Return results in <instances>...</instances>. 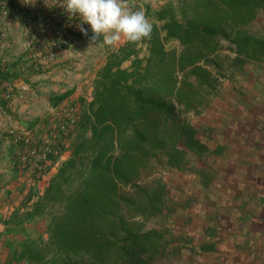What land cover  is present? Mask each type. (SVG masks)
Segmentation results:
<instances>
[{
	"label": "rangeland",
	"instance_id": "rangeland-1",
	"mask_svg": "<svg viewBox=\"0 0 264 264\" xmlns=\"http://www.w3.org/2000/svg\"><path fill=\"white\" fill-rule=\"evenodd\" d=\"M138 2L131 9L144 10L153 30L135 50L142 66L152 56L149 89L173 115L144 108L141 118L119 116L97 142L90 140L91 122L81 118L66 137L69 155L29 207L33 216L22 218L24 239L0 252V264H121L123 222L163 235L148 264H264V61L240 64L223 37L239 29L264 39V2L241 16L231 0ZM169 22L212 25L217 33L187 46L166 36ZM159 44L165 56L157 70L151 50L159 52ZM179 124L193 126L207 151H188L175 167L168 155L180 149ZM99 150L121 177L92 168ZM211 243L212 251L201 249Z\"/></svg>",
	"mask_w": 264,
	"mask_h": 264
},
{
	"label": "crops",
	"instance_id": "crops-1",
	"mask_svg": "<svg viewBox=\"0 0 264 264\" xmlns=\"http://www.w3.org/2000/svg\"><path fill=\"white\" fill-rule=\"evenodd\" d=\"M135 1L140 3L139 0H132L128 4L130 8ZM0 5V8L6 6L8 12L0 16V58L6 61L5 68L12 73L10 81L0 85L1 103L10 108L15 122L30 130L38 140L62 122L63 107L73 110L76 123L70 133L73 129L75 131L81 118L86 119L89 115L95 82L108 55L127 39L122 36L112 45L105 44L103 36L93 40V32L87 23V35L80 29L71 28L68 44L57 50L54 62H43L36 67L34 64L49 35L45 21H40L44 19L42 8L33 4L25 16L20 14L18 3L0 0ZM12 71L16 72L13 74ZM22 85L28 89L21 91ZM21 95L23 98L20 100ZM69 140L71 138L65 139L58 156L39 177L32 179L26 170L10 166L14 152L20 146L0 135V252L18 245V238L24 239L27 222L22 223V218L33 216L29 215V207L34 200L42 198L52 172L69 155Z\"/></svg>",
	"mask_w": 264,
	"mask_h": 264
},
{
	"label": "trees",
	"instance_id": "trees-1",
	"mask_svg": "<svg viewBox=\"0 0 264 264\" xmlns=\"http://www.w3.org/2000/svg\"><path fill=\"white\" fill-rule=\"evenodd\" d=\"M255 1L261 5L264 2V0H231L230 3L235 14L241 16L251 9ZM13 3L15 2H11V4ZM22 14L26 16L27 12L22 11ZM164 28L167 37L176 38L187 46L193 44L196 39H208L217 33L214 26L207 24L185 26L176 22H169L164 25ZM76 37L79 38L80 36ZM223 37L227 38L235 46V60L240 64L264 61L263 38L239 29L232 30L230 34H223ZM135 43L126 41L116 51L111 52L98 74L95 82L94 99L89 108V115L86 116V119L91 122L90 140L92 142L103 140L113 129L114 125L118 124L119 116L141 118L142 114H144V108L169 116L173 115L172 108L167 101L161 96H156V92H153V89H149L150 85H152L150 84L151 74H153L150 69L152 56L147 59V64L142 66L143 59L138 58ZM158 46L161 48L159 52L151 50L153 54L156 53L159 56L157 70L161 69L160 66H163L165 56L161 45L159 44ZM124 61H130L129 66L126 68L121 66ZM158 75L160 80L163 74ZM11 76V71L6 68L0 71V81H8ZM135 107L137 111H135ZM178 127L180 132L179 140L181 142L180 149L177 147L173 148L174 151L168 155L169 163L175 167L181 166L180 161L188 151L197 156H203L207 151L206 145L197 137L193 126L179 124ZM91 166L93 169L109 172L114 176L121 177L123 174L112 157L102 150L96 152L95 157L91 160ZM19 170H26L32 179H37L40 175L35 172H29L27 168ZM154 196L155 194L152 196L148 195L151 208L156 207L153 201ZM121 229L123 245L118 249L119 257L122 260L121 264H148L159 253L158 244L163 237L159 231L147 230L140 232L131 230L124 222ZM83 240L90 248H97L93 246L90 237H84ZM113 246V244L109 243L107 248ZM201 249L212 251L214 244L203 245Z\"/></svg>",
	"mask_w": 264,
	"mask_h": 264
},
{
	"label": "built area",
	"instance_id": "built-area-1",
	"mask_svg": "<svg viewBox=\"0 0 264 264\" xmlns=\"http://www.w3.org/2000/svg\"><path fill=\"white\" fill-rule=\"evenodd\" d=\"M131 1L125 0V3L130 4ZM9 2L18 3L21 15H23L22 11H27L33 4L38 5L43 10V21L46 23L49 35L43 42L38 61L34 64L36 67L43 62H54L57 50L68 44L69 30L71 28L80 29L79 17L70 18L69 13L61 6L64 0H9ZM5 7L0 8V16L7 15L8 12ZM57 19L58 22H56ZM61 19L62 23H60ZM87 25L84 23L83 27L86 28ZM5 66L6 61L0 58V71L4 70ZM6 83L7 81H0V85ZM20 89L26 91L28 87L22 85ZM19 98L21 100L23 95ZM9 109L0 101V135L6 137L10 143L20 146L15 150L14 159L10 162V166L19 169L27 168L29 172L41 174L45 167L58 155L70 129L76 123L75 114L71 108L63 107L61 109L62 122L56 126L57 128L52 129L50 134L38 140L30 130L22 128L15 122Z\"/></svg>",
	"mask_w": 264,
	"mask_h": 264
},
{
	"label": "clouds",
	"instance_id": "clouds-1",
	"mask_svg": "<svg viewBox=\"0 0 264 264\" xmlns=\"http://www.w3.org/2000/svg\"><path fill=\"white\" fill-rule=\"evenodd\" d=\"M61 6L70 18L78 16L80 31L88 34L83 27L88 23L93 32L91 39L101 36L104 43L112 45L125 37L128 42H138L150 38L153 25L142 9L133 10L125 0H64Z\"/></svg>",
	"mask_w": 264,
	"mask_h": 264
}]
</instances>
